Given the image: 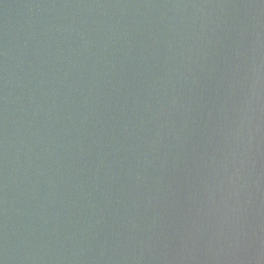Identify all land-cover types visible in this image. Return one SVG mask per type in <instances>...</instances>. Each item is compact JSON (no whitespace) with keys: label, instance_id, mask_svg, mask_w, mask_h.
<instances>
[{"label":"water","instance_id":"water-1","mask_svg":"<svg viewBox=\"0 0 264 264\" xmlns=\"http://www.w3.org/2000/svg\"><path fill=\"white\" fill-rule=\"evenodd\" d=\"M0 264H264V0H0Z\"/></svg>","mask_w":264,"mask_h":264}]
</instances>
